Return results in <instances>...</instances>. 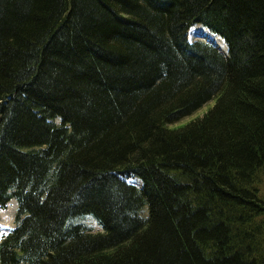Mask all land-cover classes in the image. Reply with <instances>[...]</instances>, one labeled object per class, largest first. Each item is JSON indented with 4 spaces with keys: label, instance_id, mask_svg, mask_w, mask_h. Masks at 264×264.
<instances>
[{
    "label": "trees",
    "instance_id": "1",
    "mask_svg": "<svg viewBox=\"0 0 264 264\" xmlns=\"http://www.w3.org/2000/svg\"><path fill=\"white\" fill-rule=\"evenodd\" d=\"M263 179L264 0H0V264H264Z\"/></svg>",
    "mask_w": 264,
    "mask_h": 264
},
{
    "label": "rangeland",
    "instance_id": "2",
    "mask_svg": "<svg viewBox=\"0 0 264 264\" xmlns=\"http://www.w3.org/2000/svg\"><path fill=\"white\" fill-rule=\"evenodd\" d=\"M194 26L195 25H192V27H190L188 29V38L190 40H195V39L208 40L204 36L200 35V31H199L200 28H198V25H196L195 27ZM224 53L226 54L227 51ZM212 104H213L212 101L207 102L205 105H203L202 108H200L199 110H196V112L192 113V115H188L187 117L181 119L180 122L189 121L191 119H194L198 116L203 115V113L206 111V109L209 107V105H212ZM177 123H179V121L176 122V124ZM138 180L139 179H137L135 177L129 178L130 182L140 184V182ZM261 190H262V193L264 195V179L261 183ZM16 208H17V203H16L15 199H12L11 201H9L5 207H0V239L4 234L9 232L15 226ZM84 221L88 226H90L92 228L93 231H103L102 227L91 216H87L84 219Z\"/></svg>",
    "mask_w": 264,
    "mask_h": 264
},
{
    "label": "bare ground",
    "instance_id": "3",
    "mask_svg": "<svg viewBox=\"0 0 264 264\" xmlns=\"http://www.w3.org/2000/svg\"><path fill=\"white\" fill-rule=\"evenodd\" d=\"M195 26L198 25L199 31H200V35L204 36L205 38H207L209 41L213 42L214 44L217 45V47L222 51V52H226L227 51V45L224 43V41L222 40V38L218 35H216L215 33H211V31H209L206 27H204L201 24H194ZM194 26V27H195ZM192 27V26H191Z\"/></svg>",
    "mask_w": 264,
    "mask_h": 264
}]
</instances>
